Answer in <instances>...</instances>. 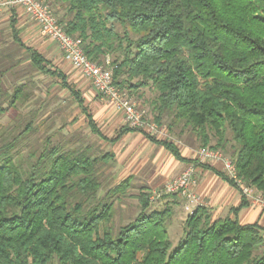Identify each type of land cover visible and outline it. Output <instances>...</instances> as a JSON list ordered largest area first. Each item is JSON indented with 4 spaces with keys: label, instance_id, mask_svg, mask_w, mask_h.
I'll return each mask as SVG.
<instances>
[{
    "label": "trees",
    "instance_id": "obj_1",
    "mask_svg": "<svg viewBox=\"0 0 264 264\" xmlns=\"http://www.w3.org/2000/svg\"><path fill=\"white\" fill-rule=\"evenodd\" d=\"M48 2L85 56L112 67L119 90L138 98L141 89L151 90L155 121L167 117L189 128L201 146L230 153L237 177L264 196V0ZM14 41L34 69L60 79L101 136L62 71L17 34ZM25 94L24 83L11 92L0 88V117ZM13 126L10 137L0 130V264H264V227L239 223L248 201L224 172L202 164L238 188L242 202L222 218L195 206L174 245L166 226L172 208L150 209L147 193L138 195L136 217L113 229L112 198L129 181L100 193L98 164L108 154L92 156L87 146L51 144L46 137L39 148L27 147L23 159V141L39 125L29 115ZM121 130L141 131L175 159L193 161L173 141Z\"/></svg>",
    "mask_w": 264,
    "mask_h": 264
},
{
    "label": "rangeland",
    "instance_id": "obj_2",
    "mask_svg": "<svg viewBox=\"0 0 264 264\" xmlns=\"http://www.w3.org/2000/svg\"><path fill=\"white\" fill-rule=\"evenodd\" d=\"M0 15V18H2L3 15ZM9 19L0 20V88L2 91L11 92L15 85L24 83L26 94L17 102L16 108H9L0 117V130L3 131L5 136L10 137L9 133L12 132L13 124L21 125L24 123V119L28 118L29 115H33L39 127L36 132L30 134L23 141L22 145L27 144L20 151L23 159L28 154L27 147L37 149L41 141L48 137L51 144L66 143L71 148L87 146L92 156L101 157L108 154V157L104 160L105 162H99L98 164V177L101 183L100 193H105L108 189L123 182L121 179L127 174L121 173L122 168L116 166L117 159L113 151V143L108 139L115 136L121 125L128 126L124 116L115 115L110 110L114 107L105 99L96 101L94 96V98H90L88 95L90 94L89 90L93 91L91 83L81 75V72L62 59L63 55L57 45L40 34L39 27L33 19L22 16L20 18L22 22L18 25L23 28V30L21 29L22 32L19 33L22 41L41 52L49 60L50 65L57 68H62L63 65L66 66L65 68L75 79L69 84L75 89L78 87L81 95H85L84 103L93 116L95 126L107 138H101L92 132L85 114L78 107L73 95L66 91L60 82L34 69L30 65L24 48L21 49L18 45L13 44L11 29L14 25L13 27L10 25L13 19ZM50 53H53L54 57H50ZM105 59L110 62L111 58L106 57ZM121 92L132 100L137 108L145 111L147 123L154 122L161 128L162 134L156 137L173 141L179 148L190 151L195 157L196 165L198 163L196 159L197 152L202 148L217 151L233 161L230 153L201 146L196 135L189 128H183L182 124L171 125L167 117H164L160 122L155 121L148 103L153 97V92L148 88L140 90L142 94L140 98L135 94L128 95L125 91ZM90 95L92 97V94ZM96 97L101 98L99 94ZM123 144L125 143L122 142L121 145L123 146ZM195 168L194 166V170ZM147 170H149V167ZM128 181L129 185L125 192L118 193L112 198L114 207L113 229L116 230L119 226L129 223L136 217L141 208L138 195L139 193H147L151 201L150 209L152 210H163L166 206H169L168 204L174 205L171 207L173 210L172 216L166 220V226L169 238L175 245L182 236L184 218L188 214L184 208L185 200L182 198L179 199V202H176L178 195L176 197L169 196L171 194L162 192L163 186L150 187L147 184L145 186L144 180L136 176H131ZM253 189L256 193L261 194L256 188L253 187ZM245 199L247 200L246 197ZM176 204H180V206L178 205L176 208Z\"/></svg>",
    "mask_w": 264,
    "mask_h": 264
},
{
    "label": "crops",
    "instance_id": "obj_3",
    "mask_svg": "<svg viewBox=\"0 0 264 264\" xmlns=\"http://www.w3.org/2000/svg\"><path fill=\"white\" fill-rule=\"evenodd\" d=\"M0 14L3 15L2 18H0V20H4V21L10 20L9 18H12L14 20L11 21L10 25H12V27L14 25V27L11 29V33L13 37L12 42L14 45L17 46L18 43L14 41L15 34H17L21 42H23L21 37L19 36V33H21L23 30L22 27L18 26L22 22L20 18L22 16L27 17L28 15L19 6L10 7V8L5 6H0ZM48 40L54 42L50 39ZM54 43L57 45L56 42ZM27 46L34 48L31 45H27ZM19 47L23 49L22 46ZM50 57H54L53 53H50ZM62 59L68 62L67 60L64 59V57ZM65 67L66 66L63 65L62 68L60 67L58 69L62 71L67 83L69 84L70 82L75 81V79H73L72 75H70L67 68ZM77 71L79 70L77 69ZM52 78H54L55 81L60 82V79L58 77H52ZM85 79L88 80V82H90V80L87 79L86 77ZM92 89L94 93L93 91L89 90L90 94H92V97L90 94H88L90 98L95 97L94 99L96 101L98 100L103 101V98L96 97L98 93L93 87V85H92ZM75 90L78 91L80 98L83 100V106L85 107L86 111L92 116V114L89 111V108H87V106L84 103L85 95L84 94L81 95V93L79 92L80 89L78 87ZM66 91L70 92L68 89H66ZM78 107L80 106L78 105ZM110 110L113 111L115 115L120 114L123 116V113L120 110H117L115 108L112 109L110 108ZM123 127L125 128L126 126L121 125L120 130L115 134V136L113 138L108 139V141H112L113 143V151L115 152L117 159L116 166L122 168L121 173L127 174V176H124V178L121 179L122 181L126 179L130 180L131 176H136L144 180L145 186L147 184V186L150 187H161L168 179L178 175L185 167H187V165L195 164L194 165L196 167L194 172L195 183L191 187L193 193L200 198L203 205L207 206L211 210L213 218H222L227 215L232 216L230 209L232 207L238 206L242 202V195L239 189L229 184L226 180L221 178L214 171L206 168L205 166H202V164H206L223 172L222 165L219 161L209 160L204 162H198L196 165L194 159L195 157H193L192 153L188 150L185 149L183 150L182 148L179 147L178 148L181 151L182 155L186 158L193 159V161L184 162L177 160L163 146L158 145L157 143L150 140L141 131L138 130L122 131L121 129H123ZM100 137L105 139L107 138L106 136L102 135V133ZM122 142L125 143L123 144V146L121 145ZM148 167L149 170H147ZM179 199L182 198L178 196L176 202H179ZM168 205L170 207L174 206L172 204H168ZM178 205L180 206V204H176L175 207L177 208ZM237 219L241 224L258 223L259 225L264 227V209L255 204H251L248 202V204L243 206L238 211Z\"/></svg>",
    "mask_w": 264,
    "mask_h": 264
},
{
    "label": "built area",
    "instance_id": "obj_4",
    "mask_svg": "<svg viewBox=\"0 0 264 264\" xmlns=\"http://www.w3.org/2000/svg\"><path fill=\"white\" fill-rule=\"evenodd\" d=\"M0 6L21 7L36 22L41 35L56 42L64 59L90 80L101 98L105 99L115 109L122 111L124 120L129 127L143 129L154 136L162 134L163 131L156 123L146 122L145 111L137 108L135 103L113 84L112 68L99 65L85 56L80 39L69 35L64 30L53 14L48 0H2ZM107 63L108 59L106 60ZM196 159L197 162L219 161L223 172L236 183L247 200L264 209V196L256 193L253 187L242 183L237 177L233 161L229 158L217 151L202 148L198 150ZM194 172V166L190 164L178 175L168 179L162 188V192L166 194H176L183 198L185 200L184 208L188 213H191L195 206L203 205L191 188L195 183Z\"/></svg>",
    "mask_w": 264,
    "mask_h": 264
}]
</instances>
